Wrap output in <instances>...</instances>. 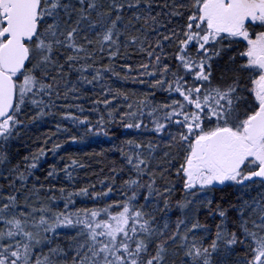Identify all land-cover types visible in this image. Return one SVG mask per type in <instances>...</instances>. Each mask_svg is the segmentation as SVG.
Here are the masks:
<instances>
[{"label": "snow or ice", "instance_id": "snow-or-ice-1", "mask_svg": "<svg viewBox=\"0 0 264 264\" xmlns=\"http://www.w3.org/2000/svg\"><path fill=\"white\" fill-rule=\"evenodd\" d=\"M130 46L147 57L135 69L137 79H150L152 89L167 93V102L153 105L148 97L133 100L102 88L105 98L93 111L99 113L102 103L107 112L95 124L75 115L73 109L83 113L74 102L76 84L93 85L106 73L116 74L111 61ZM105 54L108 64L102 63ZM123 70L132 72V65ZM73 73L75 83L69 79ZM119 96L123 109L113 107ZM61 101L62 119L86 128L83 135H106L104 128L117 115L132 121L126 128L136 129L147 127V116L154 133H166L174 151L164 156L171 157L185 193L178 207L197 204L221 220L211 243L194 235L209 231L198 220L189 227L187 218L179 219L173 226L154 214L166 212L172 189L156 188L149 171L151 142L147 158L142 144L129 141L131 154L121 149L135 178L123 182L122 198L112 203L70 211L74 197L89 196L94 186L60 188L64 208L56 211L57 196H41L54 187L45 189L38 179L29 187L45 150L33 154L31 163L25 157L22 169L13 163L9 144L25 127V109L35 113L34 122ZM59 147L54 144L53 152ZM70 167L83 165L66 164L69 179ZM55 175L53 167L48 177ZM0 180L6 181L0 184V264H66L69 253L71 264H175L178 253L182 264H264V0H0ZM99 183L104 187L106 181ZM114 184L115 176L106 191L91 193L93 201L109 198ZM218 186L239 193V203L230 205L236 213L231 231L228 210L198 199ZM141 189L147 191L145 204L137 206ZM252 191L257 195L245 199ZM153 195L164 197V209L146 210ZM69 228L75 235L68 250L52 247L57 231Z\"/></svg>", "mask_w": 264, "mask_h": 264}, {"label": "trees", "instance_id": "trees-1", "mask_svg": "<svg viewBox=\"0 0 264 264\" xmlns=\"http://www.w3.org/2000/svg\"><path fill=\"white\" fill-rule=\"evenodd\" d=\"M147 62L145 54L140 53L134 46H130L125 53V50L121 49V57L114 61H111L115 68V73H106L103 81L93 85L76 84L78 88V97L75 98V103H78L83 108V113L73 109V113L83 118L87 116L93 124L99 118V114L106 113L102 103L99 106V113L93 111L96 101H102L105 97L102 92L103 89H110L113 94L119 92L130 97L131 99H143L148 97L153 105L163 104L167 102V93L159 89H152V81L147 77L143 78L144 82L141 83L137 77L139 73L135 69L140 63ZM103 64H108L106 54ZM131 64L133 71L127 72L124 69L125 64ZM101 65H97L100 67ZM127 77V79H125ZM89 78L91 76L89 75ZM159 78V77H156ZM69 79L75 83L78 79L77 74L73 73ZM72 85L70 84L69 87ZM63 92V89H61ZM111 99V96L108 97ZM68 103H73V100H69ZM113 107L125 108L124 96H119L113 103ZM64 108V102L61 101L56 107L51 110V114L43 117L42 119L31 122V117L35 115L30 109H25L22 114V119L25 122V127L18 129V135L9 144V150L13 163H19L21 168L25 166V157H29L27 163H31V157L36 154L39 149L45 150V155L39 158L38 166L32 170V177L29 180V187L37 179L44 185V188L54 187L56 191L42 192L41 196H57L58 200L54 210L62 211L64 208V201L60 198L59 189L64 188L66 192H74L83 187L90 185L94 187L89 188V196L74 197L75 205L70 211H75L78 208H92L96 206H103L104 203H112L121 199V186L125 180L129 177L135 178V170L127 164L125 156L121 154V149L125 153L131 154L128 142L133 144L144 145L143 156L148 157L149 152L147 145L151 142L155 146V151L151 153L153 157L150 159L149 171L153 172L154 179L156 181V188L160 192H163L164 187L168 186L172 189L171 195L168 198L169 207L166 212L157 210L154 214L159 219L164 217L170 224L174 226L175 222L179 219L187 218L191 226V222L198 220V222L207 228L209 231H197L194 235L197 238H205V243L210 244L211 239L215 236L216 224L221 223L219 216L213 217L210 215L207 208L193 204L190 209L182 210L178 207V203L183 202L185 199V193L182 189L179 177L175 174V168H171L168 161L171 157H165L166 151H174L167 147L170 142L167 138V134H156L152 131L153 125L149 117L144 118V124L146 128H126V123L132 121H121L117 115L115 119L107 124L104 128L105 134L95 135H83L86 132V128H76L71 121L62 119L64 112L61 110ZM60 125L61 129L67 128L68 132L57 131V125ZM175 131V129H172ZM71 136H77L78 141L73 142ZM83 137L79 139V137ZM47 141V143H46ZM59 144L60 147L53 152V145ZM72 160H77L83 167H70L69 171L72 174V178L69 179L66 173L63 171L66 164L71 165ZM55 167L56 175L49 178L48 172ZM163 173V178L161 174ZM115 176V184L113 187V193L110 197L103 201H93L91 193L93 191L100 192L106 191L107 184L111 182V178ZM106 181L104 187L99 183L100 181ZM149 180L148 175L143 177V181ZM0 184H6V181L0 180ZM39 186V185H38ZM147 195L145 189L140 190L138 205H144V196ZM239 193L235 188L218 186L217 188L199 195V200H204L205 197L213 200V208L216 205H220L223 209L228 210V221L225 223L228 225V230H234L231 227V221L235 219L236 213L230 208V205L239 203L237 196ZM257 195L256 191H252L248 195H245V199L254 197ZM188 199H192L191 196ZM164 197H153L148 201V208L151 210L154 206L157 209H164L163 203ZM198 208V210H197ZM163 222V221H161ZM75 235V231L72 229H60L57 231L55 237L52 238V247L57 244L65 251L69 248V239ZM51 236V234H50ZM47 253L48 248L43 249ZM242 249L237 248V252ZM175 264H182L183 254L178 253L174 258ZM66 264H71V253H69Z\"/></svg>", "mask_w": 264, "mask_h": 264}, {"label": "rangeland", "instance_id": "rangeland-1", "mask_svg": "<svg viewBox=\"0 0 264 264\" xmlns=\"http://www.w3.org/2000/svg\"><path fill=\"white\" fill-rule=\"evenodd\" d=\"M95 124V123H94Z\"/></svg>", "mask_w": 264, "mask_h": 264}]
</instances>
